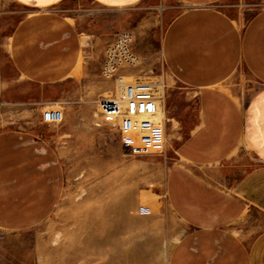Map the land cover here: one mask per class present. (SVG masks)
I'll return each mask as SVG.
<instances>
[{
    "label": "crops",
    "instance_id": "obj_1",
    "mask_svg": "<svg viewBox=\"0 0 264 264\" xmlns=\"http://www.w3.org/2000/svg\"><path fill=\"white\" fill-rule=\"evenodd\" d=\"M14 1L36 9L9 45L11 65L22 80L49 86L99 76L83 54L85 39L66 17L49 11L61 0ZM92 1L121 9L141 0ZM181 1L191 7L166 27L162 63L169 78L194 93L197 115L164 178L167 208L184 229L164 262L264 264V8L238 25L217 7L221 0ZM239 67L260 85L246 105L224 88ZM98 94L92 92V99ZM162 114L168 123L163 108ZM49 127L39 118L31 129L0 131L2 231L39 225L62 199L60 134ZM241 147L255 164L218 183L221 165Z\"/></svg>",
    "mask_w": 264,
    "mask_h": 264
},
{
    "label": "rangeland",
    "instance_id": "obj_2",
    "mask_svg": "<svg viewBox=\"0 0 264 264\" xmlns=\"http://www.w3.org/2000/svg\"><path fill=\"white\" fill-rule=\"evenodd\" d=\"M216 5L244 25L264 8V1L221 0ZM189 7L181 0H141L121 9L92 0H61L49 11L66 17L85 39L83 54L90 56L99 76L38 86L17 75L9 48L15 30L36 9L0 0V131L31 129L44 111H60L62 122L49 128L60 134L65 178L62 199L48 219L28 230H0V264H166L174 238L184 229L167 208L164 178L176 145L197 114L194 93L168 77L161 46L169 22ZM121 33L131 36L135 62L122 66L120 75L162 93L159 108L169 122L156 147L124 141L120 119L105 118L99 109L114 88L100 74L104 51ZM90 81L92 88L86 87ZM224 88L246 105L260 85L239 67ZM95 91L99 94L92 99ZM254 164L249 152L238 148L221 165L216 181L224 183L238 168Z\"/></svg>",
    "mask_w": 264,
    "mask_h": 264
},
{
    "label": "built area",
    "instance_id": "obj_3",
    "mask_svg": "<svg viewBox=\"0 0 264 264\" xmlns=\"http://www.w3.org/2000/svg\"><path fill=\"white\" fill-rule=\"evenodd\" d=\"M130 45L131 36L121 33L106 46L101 75L109 79L114 88L107 92L106 98L100 100L99 106L106 116L120 119L118 131L122 135L130 134L138 144L156 147L164 141L163 127L157 122V101L161 102V99L156 96L152 84H130L120 75L122 66L135 62ZM40 119L44 124L58 125L62 122V113L46 110Z\"/></svg>",
    "mask_w": 264,
    "mask_h": 264
},
{
    "label": "bare ground",
    "instance_id": "obj_4",
    "mask_svg": "<svg viewBox=\"0 0 264 264\" xmlns=\"http://www.w3.org/2000/svg\"><path fill=\"white\" fill-rule=\"evenodd\" d=\"M155 94H156V96H158V98L159 99H161V102H159V101H157V108H158V112H157V122H158V124H160L162 127L164 126V115L162 114V107H161V109L159 108V104L160 105H162L163 104V99H162V93H160V90L159 89H155ZM99 109H100V106H99ZM100 111H101V109H100ZM101 114H102V116L103 117H105V118H110V120H114V121H116V120H118V118L117 117H114V116H106L105 114H103V112L101 111ZM123 139H124V141H132V140H134L132 137H131V135L130 134H127V133H125L124 135H123Z\"/></svg>",
    "mask_w": 264,
    "mask_h": 264
}]
</instances>
